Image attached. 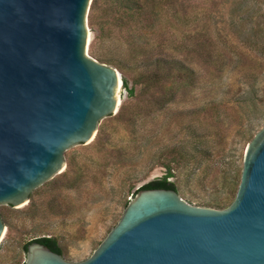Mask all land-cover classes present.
Masks as SVG:
<instances>
[{
    "label": "rangeland",
    "instance_id": "374dc122",
    "mask_svg": "<svg viewBox=\"0 0 264 264\" xmlns=\"http://www.w3.org/2000/svg\"><path fill=\"white\" fill-rule=\"evenodd\" d=\"M137 1L143 11L117 18L103 16L105 0L89 1L87 57L116 69L134 96L122 84L118 112L90 144L64 152L61 174L26 206L0 205V264H23L25 245L41 237L56 238L66 262H82L129 197L165 175L159 163L173 161L169 181L188 204L220 209L236 194L246 145L264 120V0ZM158 59L194 74L175 80L181 66ZM147 66L171 79L141 83Z\"/></svg>",
    "mask_w": 264,
    "mask_h": 264
},
{
    "label": "water",
    "instance_id": "95a60500",
    "mask_svg": "<svg viewBox=\"0 0 264 264\" xmlns=\"http://www.w3.org/2000/svg\"><path fill=\"white\" fill-rule=\"evenodd\" d=\"M89 1L0 0V205L26 206L118 112L119 72L87 57ZM23 264H264V120L227 207L140 190L82 262L33 242Z\"/></svg>",
    "mask_w": 264,
    "mask_h": 264
},
{
    "label": "trees",
    "instance_id": "16d2710c",
    "mask_svg": "<svg viewBox=\"0 0 264 264\" xmlns=\"http://www.w3.org/2000/svg\"><path fill=\"white\" fill-rule=\"evenodd\" d=\"M105 9L103 10V16L106 18H110L112 16H115L117 18V16H120L121 12L122 13H130L133 11H143V5H140L138 3L137 0H105ZM145 8V7H144ZM156 7L153 5L147 6L146 10L148 13L152 14L153 9H155ZM156 63H158V65H163V66H181V69H179L180 71H182L184 74L179 73L180 75L175 77V80H181L182 75H186V77H189L191 75L194 74V71L190 68H187L182 61H179L177 59L173 60V61H169V60H157ZM145 73L142 74L140 76V80L142 81L141 83H145L147 85L152 84V83H157L161 80H163L164 82L169 81L171 79L172 72L168 71L165 74L162 75H158L156 72H152L150 73V67H146L145 69ZM179 71V72H180ZM174 77V76H173ZM184 77V76H183ZM137 84H139V82H136ZM123 84V88L124 90L127 92V96L129 98H132L134 96V90L133 88H129L127 81L123 79L122 81ZM122 110V109H121ZM118 113L119 117L122 115L123 111H121ZM156 166L161 167L162 169L165 170V175L160 179L157 178L153 181H150L148 183H146L145 185H143L139 190H153V189H160V190H172L175 191L177 194L179 192L177 186L175 185V183H172L169 181V179L174 178L175 176V170L176 167L173 166V161L172 162H167V163H159ZM153 168V167H152ZM135 191V192H137ZM134 192V193H135ZM133 193V194H134ZM29 198V197H28ZM126 204V203H125ZM125 206V205H124ZM225 208V207H224ZM0 218L3 222V225L5 227H7L6 222L3 220V217L0 215ZM36 242L38 244H41L43 247L47 248L49 251L52 252H56L57 250L60 251V256H62V251L59 248V246L57 245V240L54 237L51 238H37L29 243H27L24 247V250L26 252V247L30 244Z\"/></svg>",
    "mask_w": 264,
    "mask_h": 264
},
{
    "label": "bare ground",
    "instance_id": "6f19581e",
    "mask_svg": "<svg viewBox=\"0 0 264 264\" xmlns=\"http://www.w3.org/2000/svg\"><path fill=\"white\" fill-rule=\"evenodd\" d=\"M89 35V34H88ZM88 41H89V38H88V36H87V43H88ZM89 44V43H88Z\"/></svg>",
    "mask_w": 264,
    "mask_h": 264
}]
</instances>
